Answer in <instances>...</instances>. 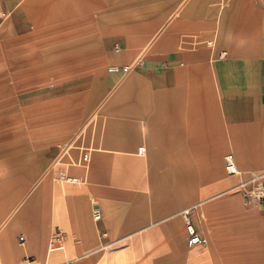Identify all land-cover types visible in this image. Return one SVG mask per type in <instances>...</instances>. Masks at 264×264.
Listing matches in <instances>:
<instances>
[{"label": "crops", "instance_id": "crops-1", "mask_svg": "<svg viewBox=\"0 0 264 264\" xmlns=\"http://www.w3.org/2000/svg\"><path fill=\"white\" fill-rule=\"evenodd\" d=\"M183 2L0 0V11L9 15L0 24L7 34L48 37L59 28L61 39L72 35L82 39L83 22L90 21L86 28L95 34L105 28L112 46L121 49L119 55L114 50V63L136 61L138 69L148 74H165L164 87L154 96L139 98V111L102 113V119L118 121L98 134L105 149L89 147L82 135L59 147L45 177L28 194L26 204L12 212L10 223L0 233V242L13 240L20 233L27 235L28 242L21 236L24 249L14 247L18 253L24 252L23 261L85 264L96 259L99 243H127L122 250L125 264L132 263V256L139 259L135 264H143L147 257L144 243H154L156 264H171L164 250L171 248L170 243L175 244L181 261L207 257L209 250L187 251V221L207 235L197 224L196 207L184 208L181 201L195 199V191L181 195L179 184L219 182L216 173L222 162L228 175V155H233L239 171L238 176L228 175L236 183H264V62L259 60L264 44V5L245 0H192V15L175 16ZM123 10L138 11L143 17L129 21L124 16L123 26L117 27V13ZM101 14L106 18L99 20ZM69 19L75 23L66 22ZM69 28L74 32L67 35ZM153 35L155 43H151ZM219 51L229 57L217 68L232 75L227 78L235 71L234 76L242 82L227 79L224 83L219 77L216 85L201 87L197 76L211 72ZM246 68L252 69V78L244 83ZM140 79L133 74L128 85ZM104 80L108 85L112 81ZM212 87H223L225 93L214 94ZM116 126L121 127L118 130ZM85 156L88 164L83 162ZM220 183L231 189L232 182ZM19 193L15 197L19 198ZM93 199L100 200L103 208ZM235 202L229 197L222 204ZM95 207L102 213L100 222L93 219ZM7 213L6 209L0 215ZM52 231L57 243H65L62 248L47 242ZM216 246L225 264L257 263L263 257L261 243L249 245L247 250L242 243Z\"/></svg>", "mask_w": 264, "mask_h": 264}, {"label": "rangeland", "instance_id": "rangeland-1", "mask_svg": "<svg viewBox=\"0 0 264 264\" xmlns=\"http://www.w3.org/2000/svg\"><path fill=\"white\" fill-rule=\"evenodd\" d=\"M183 1L180 10L177 9L178 13H174L175 16L193 14V6H190L192 0ZM231 2L232 0H228V3ZM245 2L256 6L259 4L262 7L264 5V0H245ZM8 16L7 13L0 11V24ZM124 16L129 21L143 17L138 11L123 10L117 13V27L123 26ZM103 18H106V15L101 14L99 20ZM66 22L71 24L70 22L75 23V20L69 19ZM89 22H83L85 26L82 39L74 35L61 39L59 28L53 30L54 34L48 37L7 34L3 28H0V213L6 209L8 211L7 214L0 215V233L2 228L10 223L12 212H17L26 204L28 194L45 177V172L57 157L60 146H65L73 138L82 135L89 147L95 150L105 149L98 142L100 137L98 134H101L103 129H107L109 123L118 121L102 119V113L139 111L140 97L145 99L147 96H154L159 91V87L165 86L164 72L148 74L138 69L136 61L114 63L111 57L114 50L119 47L112 46L105 35V28L100 27L98 34H95L96 31L92 32L91 28H86ZM70 32H74V29H67V35ZM152 38L151 43H155L154 35ZM65 39L68 41L78 39L80 42L62 41ZM146 50L148 45L143 48L142 55ZM120 51L121 49L117 50L118 53L115 54L119 55ZM225 53L219 51L217 58L212 60L211 72L207 70L206 74L203 72L199 74L198 80L196 79L197 84L201 87L209 83L216 85L220 78L224 83L227 79L231 83L242 82L239 76L238 78L234 76L235 71L233 77L227 78L226 75L231 74L217 68L218 64L228 59L229 55L225 56ZM259 60L261 63L264 62V44ZM243 61L246 59H242L241 62ZM113 65L131 66V73L125 77L111 75L108 73V68ZM251 72V68H246L247 76H244V83L249 82L248 78H252ZM133 74L139 75L140 82L135 80L132 85H128ZM101 75L112 80L109 85ZM224 91L223 87H212L214 94L221 95ZM120 127L116 126L118 130ZM216 174L220 178L219 182L179 184L181 195H186L187 191H195V199L181 201L185 202L184 208L196 207L197 224L202 233L207 235L209 243L206 247L193 250L186 246L187 251L209 250L210 255L192 260L186 257L181 261L174 248L175 244L170 243L171 248L164 250L168 252L165 253V257L166 254L169 255L166 261H170L171 264H225V259L216 243H242L247 245L246 250L254 243L264 244L262 208L246 205L242 198V189L238 188L239 181L236 183L234 178L226 174L223 162ZM222 181L232 182L231 189L222 185L220 183ZM255 185L257 184L250 187ZM16 192H20L19 198L15 197ZM229 197L235 198V204L224 206L222 203ZM13 201L15 205L12 204ZM93 201L103 208L100 200L93 199ZM39 208L43 209V204L39 205ZM21 236H25L27 242L30 241L27 235L20 233L13 240L0 242V264H30L29 261L33 264H42L35 263L33 258L23 261L24 256L21 255H24V252L18 253L14 248L18 246L19 249L23 248ZM47 242L58 249L65 245L56 242L55 231L49 234ZM33 243L40 242L34 240ZM125 244L127 243H99L96 259L85 264H125L122 255ZM144 245L147 257L143 260V264H156L158 258L153 254L156 250L154 243H144ZM164 246L168 244L165 243ZM262 254L263 257L259 258L257 263L245 260L241 264H264V251ZM131 261V264H135L139 259H134L132 256Z\"/></svg>", "mask_w": 264, "mask_h": 264}, {"label": "built area", "instance_id": "built-area-1", "mask_svg": "<svg viewBox=\"0 0 264 264\" xmlns=\"http://www.w3.org/2000/svg\"><path fill=\"white\" fill-rule=\"evenodd\" d=\"M131 66H111L108 68V72L114 75H127L131 71ZM226 161V171L229 176H238L239 171L234 161L233 155H228L225 158ZM85 164L89 163V158L85 156L83 158ZM238 188L242 189V198L246 205L259 206L264 211V183L257 184L250 187L249 183H241ZM188 215V213L186 214ZM93 219L95 222H100L102 219V213L100 209L95 208L93 210ZM188 241L187 245L190 249L202 248L208 245V239L201 235L197 228L191 221H187L186 224ZM58 239H60V233L58 234ZM21 242L24 239L21 238Z\"/></svg>", "mask_w": 264, "mask_h": 264}]
</instances>
